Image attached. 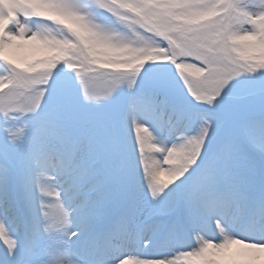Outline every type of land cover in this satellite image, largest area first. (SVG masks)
<instances>
[{
    "label": "snow or ice",
    "instance_id": "1",
    "mask_svg": "<svg viewBox=\"0 0 264 264\" xmlns=\"http://www.w3.org/2000/svg\"><path fill=\"white\" fill-rule=\"evenodd\" d=\"M0 264H264V0H0Z\"/></svg>",
    "mask_w": 264,
    "mask_h": 264
}]
</instances>
